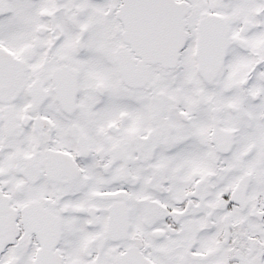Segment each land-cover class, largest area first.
Wrapping results in <instances>:
<instances>
[{
    "label": "snow or ice",
    "instance_id": "obj_1",
    "mask_svg": "<svg viewBox=\"0 0 264 264\" xmlns=\"http://www.w3.org/2000/svg\"><path fill=\"white\" fill-rule=\"evenodd\" d=\"M0 264H264V0H0Z\"/></svg>",
    "mask_w": 264,
    "mask_h": 264
}]
</instances>
